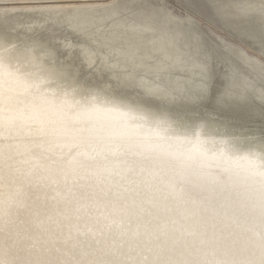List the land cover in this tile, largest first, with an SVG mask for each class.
I'll return each mask as SVG.
<instances>
[{
    "label": "bare ground",
    "instance_id": "bare-ground-1",
    "mask_svg": "<svg viewBox=\"0 0 264 264\" xmlns=\"http://www.w3.org/2000/svg\"><path fill=\"white\" fill-rule=\"evenodd\" d=\"M84 14L74 15V27L85 17L89 24L92 23V17ZM119 25H125L135 33L147 32L146 28L161 30L152 41L162 59L147 68L154 77L159 78L161 72L179 66L181 53L174 36L168 31L157 29L150 22L127 25L122 21ZM85 45H81L84 52L87 49L95 54L90 57L85 52L89 65L100 55L107 68H126L118 61L109 60L105 53ZM36 47H18L0 38V200H7L12 207L25 206L23 191L32 188L43 198L59 201L63 195L58 189L61 186L69 193L87 184L92 186L95 196L104 201L69 205L74 217H79L75 230L79 253L92 252L100 242H107L114 235L129 242L125 248L118 249L110 244L104 252L98 249L97 253H90V258L100 256L93 261L105 262L107 256H114L124 259L123 264H137L132 257L139 246L134 241L144 235L149 239L143 237L147 240V247L142 249L139 263L145 259H159L150 256L161 251L160 245L150 244V239L163 232L167 235L166 242L178 248V253L163 259L189 264L230 259L242 264L238 258L252 249L239 241L240 245H236L237 239L242 243L247 241L241 238L244 232L239 220L260 218L259 204L264 196V177L261 175L264 173V146L217 134L214 128L206 127L208 125L194 122L196 126L193 127L178 126L166 110L159 112L143 102H131L127 98L114 99L106 92V89L112 91L108 85L97 90L66 82L69 70L55 62L47 63L46 57L53 60L51 52L45 50L38 56ZM135 55L136 48L128 53L133 66L136 64L133 61ZM112 75L116 76L115 73ZM122 75L121 83L142 85L145 94L161 100L173 95L162 93L159 90L162 85L153 79L142 76L136 80L131 71ZM100 146L124 149L130 159L127 161V157H123L103 166L85 161L89 152ZM64 147L69 148L63 155L67 162L53 165L45 158L46 152L51 154L54 150L59 154ZM161 149L163 154H158L150 166L138 165L139 159L147 161L150 155ZM138 167L139 172L143 171L141 184L130 179L119 187H112L119 179L128 178L129 171ZM167 177L173 182L186 180L187 185L192 184L206 194L199 201L181 207L174 199L180 193L171 197ZM134 184L138 187L131 188L130 192ZM46 191L49 193H44ZM75 192L68 198L73 199ZM223 193L229 200L217 207L216 200L220 198L217 196ZM159 218L163 220L161 225L155 224ZM12 226L13 222L8 220L4 229ZM14 230L19 232L22 228L15 225ZM25 238L29 244L41 250L45 248L42 238L35 232ZM229 241L233 242L232 246L226 245ZM222 246H225L224 251L219 253ZM117 252L121 253L117 255ZM255 255L257 261L261 251Z\"/></svg>",
    "mask_w": 264,
    "mask_h": 264
},
{
    "label": "rangeland",
    "instance_id": "rangeland-1",
    "mask_svg": "<svg viewBox=\"0 0 264 264\" xmlns=\"http://www.w3.org/2000/svg\"><path fill=\"white\" fill-rule=\"evenodd\" d=\"M216 2L228 6L233 11L240 6H251V11L247 17L236 16L235 18L221 19L213 10L210 0H0V38L9 44L13 42L14 46L18 47L36 45L35 52L38 56L43 54L45 50H49L53 60L48 56L45 61L50 64L55 62L61 68L66 67L69 70L65 79L67 80L66 82L81 84L97 90H102L108 85L112 91L106 89V92L114 99L127 98L131 102H143L147 106L156 108L159 112L166 110V114L173 118V121L178 126L189 127L190 125L193 127L195 123H197L196 125H208L206 127L214 128L217 134H227L229 137L241 139L247 144L258 145L259 143L261 144V130L264 129V121L260 119V103L254 98V94L250 92L245 101H230L223 105L217 104L216 96L222 88L220 77L223 73V68L219 64H215L214 60L221 55L220 41L231 42L242 49L248 57L256 61L253 64H247L243 60H235L242 76L251 81L254 88H259L264 84V73L261 72V65L264 64V21H262L259 12L260 6L264 5V0H216ZM108 9L109 11H107ZM169 10L176 16L175 19L169 20L161 15V13ZM115 11L117 12L115 13ZM88 12L91 14H88ZM75 13L78 16L86 13L87 17H92L93 21L89 24L87 30L74 27L72 22L74 15H76ZM108 13H111V15H107ZM186 16L197 18L198 27L203 33L201 42H197L193 38L190 28L183 23L182 18ZM122 21L127 25L150 22L157 29L168 31L176 40V47L181 53V64L179 62V66L177 65L161 72L159 78L147 72L149 66L157 64L159 59H162V54L155 50L156 44L152 41L153 37L157 36L161 30H155L156 32L147 30V32L135 33L129 27L119 25ZM69 42L73 46H66ZM82 44H86L85 46L87 47L90 46V49H95L97 52L105 53L108 55L109 60L118 61L124 64L126 68H107L100 55H98L95 63L89 65L86 60V54L81 48ZM135 48L136 55L133 61L136 64L133 66L128 59V53ZM206 56L208 57L209 66L216 73V80L212 87L211 95L194 100L192 98L195 95L194 82L199 79V76L192 66ZM166 61L169 62V60ZM130 71L136 80L144 76L169 88L180 82L184 86L183 91H173V95L170 98L163 100L145 94L142 85L120 82L122 74ZM112 73H115L116 76H113ZM200 120L204 122L202 123ZM214 124L216 125L214 126ZM68 150V147L67 149L64 147L55 158L59 161V164L67 162L63 155ZM158 154H163V149L154 152L146 159L147 161L139 159L138 165L150 166L149 164L153 162V159ZM46 155L49 156L50 153L46 152ZM123 157H127V161L130 159L129 153L125 152L124 149L100 146L89 152L85 161L91 165L98 164L103 166L113 161H120ZM139 169L138 167L135 171H129L128 178L119 179L112 187H119L130 179L137 180V183L140 182L143 179L141 176L143 171L139 172ZM166 180L167 185H172H168L169 191L172 193L171 197L180 193L174 199L177 200V204L181 207L199 201L206 194L205 191H198L192 187V184L187 185L186 180L180 179L173 182L168 177ZM137 187L134 184L129 191L131 192V188L134 190ZM58 189L63 194L59 198L62 200L65 197L67 198L65 202H61V199L57 201L53 200L54 198H43L42 194L39 196V193L32 188L23 191V200L28 204L26 203L22 207L11 206L10 211L13 213L8 216L10 217L8 220L13 222V226L0 232L3 245L12 247L29 244L25 237L30 236V233L24 231V222L29 216L35 217L44 205L51 206L59 202V210H62L64 209V204L68 202L72 204H85V202L86 204H94L100 202V200L104 201L100 199L101 197L95 196L92 186L89 187L87 184H83L76 192L73 189V191L66 193V189L62 186ZM73 192H75L73 199L72 197L68 198L69 194ZM44 193L49 192L46 191ZM218 197L220 198L218 201L216 200V206L224 205L229 200V198L224 196V193L218 194ZM31 203L34 204L31 205ZM90 219L91 217L88 220L93 223L94 221ZM96 219H100V216H96ZM97 222L102 223L101 221ZM239 222H241V228L245 233L241 234V238H246L247 241L242 243L237 239L236 245H240V243L247 244V247L252 250L238 259L242 264L249 263L255 261V254L258 253V250L261 251V245L264 243L260 235V218L240 219ZM156 223L161 225L163 220L159 218ZM15 225L22 228V230L15 232ZM143 237L148 238L144 235L141 239L134 241L139 246V250L132 257L137 260L135 261L137 264H140L138 260L141 259L142 249L147 247V240ZM166 241L167 235L163 232H160L155 239H150V244L155 243L161 247V251L154 252L155 255L151 254L150 256L160 259L178 253V248L173 247L170 242ZM128 243V239L114 235L107 242H100L92 252H80V255L89 259L91 257L90 253H97L98 249L104 252L106 246L110 244L116 245L118 249H121L125 248ZM232 243V241H229V244L226 245L232 246ZM224 247L222 246L219 249V253L224 251ZM35 248L37 246H34ZM42 253L43 250H41ZM120 253L117 252V255ZM99 258L100 256L96 255L90 260L93 261ZM109 260L123 261L124 259L107 256L106 261ZM181 264L183 263L181 262Z\"/></svg>",
    "mask_w": 264,
    "mask_h": 264
},
{
    "label": "snow or ice",
    "instance_id": "snow-or-ice-1",
    "mask_svg": "<svg viewBox=\"0 0 264 264\" xmlns=\"http://www.w3.org/2000/svg\"><path fill=\"white\" fill-rule=\"evenodd\" d=\"M210 3L216 15L221 19L230 17L235 18L236 16L247 17L251 11V6H240L235 11H233L226 5L218 4L216 0H210ZM259 12L262 21H264V5L260 6ZM161 15L169 20L176 18V16L170 10L161 13ZM182 21L190 28L193 38L197 42H201L203 40V33L198 27L197 18H194L193 16H186L182 18ZM76 26L82 30H87L89 21L86 17L82 18L78 21ZM146 30L149 29L146 28ZM220 45L221 55L214 60L215 64H219V66L223 68V73L220 77L222 88L219 91V94L216 96L217 104L223 105L230 101H245L251 92L254 94V98L258 100L261 105L260 119L264 121V84H262L259 88H254L251 81L242 76L238 65L235 63L236 59L243 60L247 64H253L256 61L253 58L248 57L242 49L233 45L231 42L220 41ZM66 46L71 47V42H69ZM85 52L90 57L95 55L94 53L88 52L87 49H85ZM192 67L199 76V79L194 82L195 95L192 98L195 100L211 95L212 87L216 80V73L214 72L213 68L209 66L208 57L206 56L203 60L194 63ZM261 72L264 73V64L261 65ZM183 88L184 86L177 82L171 88L162 86L159 90L165 95H171L173 91H183ZM261 132V144L264 146V129H262ZM261 175L264 177V173ZM262 189H264V182H262ZM259 213L260 235L262 241H264V196L261 197ZM93 264H105V262L93 261ZM146 264H181V262L160 258L147 260ZM183 264H189V262H183ZM199 264H238V262L230 259H214L211 261H202L199 262ZM249 264H264V243L261 245L260 259L249 262Z\"/></svg>",
    "mask_w": 264,
    "mask_h": 264
},
{
    "label": "clouds",
    "instance_id": "clouds-1",
    "mask_svg": "<svg viewBox=\"0 0 264 264\" xmlns=\"http://www.w3.org/2000/svg\"><path fill=\"white\" fill-rule=\"evenodd\" d=\"M58 155L53 150L45 158L51 160L53 165H58L59 161L55 159ZM70 203L64 204L63 211L59 210V202L51 206L44 205L35 217L29 216L24 222L26 233L35 232L42 238L45 244L42 254L41 249H34L31 244L5 248L0 238V264H93L92 260L85 259L77 250L75 230L79 217H74L71 213ZM10 208L11 204L7 200H0V232L8 223ZM70 240L73 243H69ZM146 262L147 259L140 261V264ZM105 264H123V262L109 260L105 261Z\"/></svg>",
    "mask_w": 264,
    "mask_h": 264
}]
</instances>
